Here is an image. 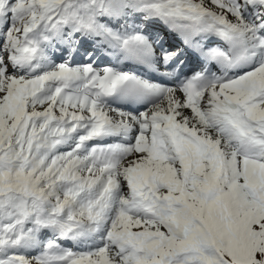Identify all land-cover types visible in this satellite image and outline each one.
<instances>
[{"label": "snow or ice", "instance_id": "6c2138e0", "mask_svg": "<svg viewBox=\"0 0 264 264\" xmlns=\"http://www.w3.org/2000/svg\"><path fill=\"white\" fill-rule=\"evenodd\" d=\"M0 264H264V0H0Z\"/></svg>", "mask_w": 264, "mask_h": 264}]
</instances>
